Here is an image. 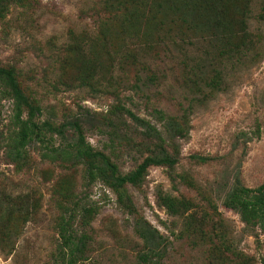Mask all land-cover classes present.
<instances>
[{
    "label": "rangeland",
    "instance_id": "374dc122",
    "mask_svg": "<svg viewBox=\"0 0 264 264\" xmlns=\"http://www.w3.org/2000/svg\"><path fill=\"white\" fill-rule=\"evenodd\" d=\"M131 1L11 4L0 18V66L15 68L22 89L40 108L39 120H77L87 142L120 173L134 168L156 136L128 117L120 122L113 105L130 109L164 139L152 110L185 114L188 130L175 140L176 162L149 166L138 186L124 185L131 213L101 179L89 182L83 165L68 168L41 158L36 140L26 148V162L14 166L3 157L11 100L0 84V264L53 263L60 213L56 179L78 204L96 207L84 227L90 235L87 259L79 264H143L137 260L143 247L133 231L136 218L164 238L159 264L240 261L223 245L251 264H264V221L245 223L258 208L236 212L222 203L237 184L264 181V11L258 17L264 0H142L141 14L130 24L118 14ZM243 28L259 39L240 57L233 51ZM151 72L155 78L148 81ZM49 140L56 146L61 139ZM165 148L170 151L169 144ZM163 194L184 204L180 213L166 212L158 198ZM17 198L25 200L23 211H17ZM74 220L78 233L81 224ZM213 246L234 262L216 261Z\"/></svg>",
    "mask_w": 264,
    "mask_h": 264
},
{
    "label": "trees",
    "instance_id": "16d2710c",
    "mask_svg": "<svg viewBox=\"0 0 264 264\" xmlns=\"http://www.w3.org/2000/svg\"><path fill=\"white\" fill-rule=\"evenodd\" d=\"M101 1L105 4V0ZM11 4L25 6L28 4V0H0V18L4 16ZM144 5L145 2L142 0H132L131 7L125 12L118 14L119 19L126 20L132 24L131 20L135 18L136 13L141 14L139 10ZM155 6L154 3L150 5L152 9ZM115 9L117 10L118 8L115 7ZM260 10L258 17H261L264 11V2L261 3ZM126 14L129 15V18L126 17ZM243 31L242 39L237 43L233 51L234 55L240 54V57L250 50L259 39L258 37H252L250 32L244 28ZM204 54H207V52H204ZM225 55H227V58L231 56L229 54ZM131 58L134 59V56ZM89 61V59H86V63ZM148 66L145 63L141 64L143 69L149 71ZM186 72L189 73L188 71ZM154 78L155 75L152 72L147 76L148 81H152ZM0 84L11 100L10 128L3 135L2 142L4 159L14 166L23 165L28 159L26 148L32 141L36 140L42 143V150H44L40 153L41 158L51 163H62L68 168H73L79 164L83 165V173L88 181L91 182L96 178L101 179L115 192L119 205L130 210L129 213H131V203L124 195V185L138 186L149 166H172L176 162L178 154L175 140L184 138L187 135L188 129L185 114L181 113L180 117H175L165 115L160 109L152 110L155 120L161 123L162 132L166 137L164 139L160 131L135 115L130 109L121 104L113 105L111 110L120 118V122L124 116L128 117L131 121L140 124L146 128V131L153 132L156 136L155 144H152L151 149H148V153L141 157L134 168L125 173H120L116 164L108 155L94 149L87 142L83 134V128L77 120L59 124H54L47 120H39L37 116L40 113V108L22 89L17 80L15 68L12 66H0ZM67 132H69V135H67ZM53 135L61 139L59 145H52L49 139ZM168 144L170 151L165 148ZM196 158L200 161L204 160L203 157ZM52 189L57 195L56 200L60 210L55 224L58 241L55 246V257L52 264H79L87 259L86 245L90 235L85 232L84 227L89 225L92 215L96 212V207L87 203L80 205L77 201L71 199L68 189L63 186L62 179H56L53 182ZM158 198L160 204L170 215H176L184 208L183 203L168 194L158 195ZM222 203L224 207L236 212H241L249 207H257V210L251 212L245 218V223L249 227L261 224L264 221V181L254 187L237 184L234 190L225 195ZM24 204V199L17 198V211H23ZM75 218L81 224L80 228L82 231L78 233L73 229ZM133 231L141 239L143 247V251L137 254L138 262L159 264V259L163 257L165 250L164 238L148 222H140L138 218L134 219ZM213 248L212 255L216 261L234 262L232 259L222 258L220 250L216 246H213ZM223 248L229 250L231 255L237 259H240V261H235L234 264H251L247 258H242L241 255L239 256L232 249H228V246L223 245Z\"/></svg>",
    "mask_w": 264,
    "mask_h": 264
}]
</instances>
